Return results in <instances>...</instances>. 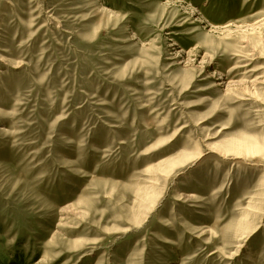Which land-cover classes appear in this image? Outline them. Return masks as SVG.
I'll return each mask as SVG.
<instances>
[{"label":"rangeland","instance_id":"obj_1","mask_svg":"<svg viewBox=\"0 0 264 264\" xmlns=\"http://www.w3.org/2000/svg\"><path fill=\"white\" fill-rule=\"evenodd\" d=\"M96 263L264 264V0H0V264Z\"/></svg>","mask_w":264,"mask_h":264},{"label":"bare ground","instance_id":"obj_2","mask_svg":"<svg viewBox=\"0 0 264 264\" xmlns=\"http://www.w3.org/2000/svg\"><path fill=\"white\" fill-rule=\"evenodd\" d=\"M238 66H232V67H230V70H233V69H235V68H237ZM225 156V155H224ZM234 157H236V156H234ZM183 158V157H182ZM173 164V163H172ZM172 166V165H171ZM163 170V169H162ZM189 198L190 199H196L197 198V194L196 193H193V194H190L189 195ZM247 212V211H246ZM245 215V214H244ZM243 215V216H244ZM245 218V217H244ZM243 219V218H242ZM247 219H248V216H247ZM239 221H241V220H239ZM244 221H245V219H244ZM240 225V224H239ZM247 226V225H246ZM97 264V263H96Z\"/></svg>","mask_w":264,"mask_h":264}]
</instances>
